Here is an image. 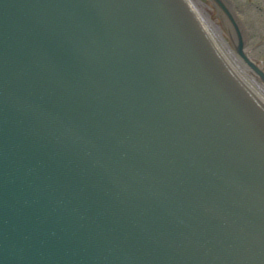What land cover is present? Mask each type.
<instances>
[{
    "label": "water",
    "instance_id": "water-1",
    "mask_svg": "<svg viewBox=\"0 0 264 264\" xmlns=\"http://www.w3.org/2000/svg\"><path fill=\"white\" fill-rule=\"evenodd\" d=\"M0 264H264V100L188 0H0Z\"/></svg>",
    "mask_w": 264,
    "mask_h": 264
},
{
    "label": "rangeland",
    "instance_id": "rangeland-1",
    "mask_svg": "<svg viewBox=\"0 0 264 264\" xmlns=\"http://www.w3.org/2000/svg\"><path fill=\"white\" fill-rule=\"evenodd\" d=\"M202 16L211 32L225 48L234 47L229 39L221 15L210 0H190ZM234 9L247 30L245 49L249 56L264 69V0H231ZM232 50V51H233ZM235 52V51H234ZM250 78L261 84L260 79L250 68L246 69Z\"/></svg>",
    "mask_w": 264,
    "mask_h": 264
},
{
    "label": "bare ground",
    "instance_id": "bare-ground-1",
    "mask_svg": "<svg viewBox=\"0 0 264 264\" xmlns=\"http://www.w3.org/2000/svg\"><path fill=\"white\" fill-rule=\"evenodd\" d=\"M194 10L199 16V19L201 23L203 24L204 28L218 47V49L222 52V54L226 57V59L230 62V64L234 67V69L238 72V74L244 79V81L256 92V94L264 100V85L261 83H256L254 78H250V76L247 75L246 69L250 68L248 67L244 61L238 56L232 48H225L223 44L220 43L218 38L211 32L208 25L203 20L202 16L199 14L198 10L194 5H192ZM233 50V51H232ZM252 70V69H251Z\"/></svg>",
    "mask_w": 264,
    "mask_h": 264
}]
</instances>
